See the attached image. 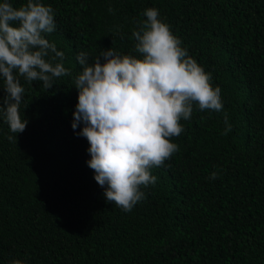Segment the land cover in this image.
<instances>
[{
	"label": "trees",
	"instance_id": "obj_1",
	"mask_svg": "<svg viewBox=\"0 0 264 264\" xmlns=\"http://www.w3.org/2000/svg\"><path fill=\"white\" fill-rule=\"evenodd\" d=\"M41 2L56 23L46 38L72 75L49 90L21 78L22 133L0 116V264H264V0ZM150 7L211 73L223 109L194 104L185 130L171 138L179 151L150 170L156 184L142 187L145 198L125 212L94 179L89 142L78 135L83 123L72 127L73 76L81 51L90 63L111 47L139 55L132 32Z\"/></svg>",
	"mask_w": 264,
	"mask_h": 264
},
{
	"label": "clouds",
	"instance_id": "obj_2",
	"mask_svg": "<svg viewBox=\"0 0 264 264\" xmlns=\"http://www.w3.org/2000/svg\"><path fill=\"white\" fill-rule=\"evenodd\" d=\"M143 16L132 32L139 55L111 47L101 49L90 63L89 54L81 51L76 59L82 69L73 76L78 102L72 127L83 123L78 135L89 142L87 163L94 179L104 188L106 201L125 212L145 198L142 187L156 184L150 170L179 151L171 138L185 130L181 120L191 119L194 104L200 111L223 109L221 88L213 87L211 73L182 47L158 9L147 8ZM55 29L54 10L41 0H27L18 8L9 0L0 3V79L6 93L0 98V116L12 133H22L28 123L20 111L25 93L21 78L30 85L40 81L49 90L59 78L72 75L63 63L65 53L46 38ZM224 123L222 134L227 135L232 129L226 114ZM11 264L25 261L13 259Z\"/></svg>",
	"mask_w": 264,
	"mask_h": 264
}]
</instances>
